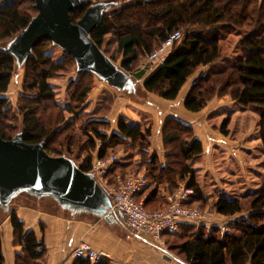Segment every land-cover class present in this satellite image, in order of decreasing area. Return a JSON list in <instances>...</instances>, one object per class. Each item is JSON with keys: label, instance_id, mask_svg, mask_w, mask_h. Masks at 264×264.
<instances>
[{"label": "trees", "instance_id": "obj_1", "mask_svg": "<svg viewBox=\"0 0 264 264\" xmlns=\"http://www.w3.org/2000/svg\"><path fill=\"white\" fill-rule=\"evenodd\" d=\"M78 1L81 4L69 11L73 24L82 18L92 4L91 0ZM123 7L111 15L101 14L89 36L102 49L110 28H115V48L121 56L120 65L125 72L132 70L141 53H150L168 34L183 30V38L177 45L178 40L174 42L161 65L146 77L144 70L134 75L136 79L144 77L141 86L145 92L164 100L176 99L198 67L207 66L221 57L220 36L224 37L233 29L250 26V31L240 37V54L235 63L198 77L192 82L182 103L187 111L199 112L214 98L227 96L234 103L253 108L259 116V139L264 147V0H139ZM125 10L128 12L123 14ZM36 13L33 0L0 3V41L25 29ZM137 15L147 19L145 27L134 23ZM201 30L212 33L211 38L199 36L198 31ZM50 46L51 42L45 39L31 48L24 63L23 92L13 114L9 113L10 107L4 94L15 70V60L10 52L0 46V138L10 140L19 132L24 143H43L45 153L54 157L66 151L84 150L86 156L79 164L83 171L92 169V153L96 152L97 158H104L108 150L129 140L138 145L141 159L138 165L146 169L147 176V184L135 196L136 200L144 195L142 204L146 209H163L167 199L162 191L172 194L178 182L185 180L186 186L193 189L194 194L183 205L203 208L202 192L187 164L203 151L193 127L176 118H169L163 123L161 135L166 154L165 163L162 164L157 154L149 156L151 123L142 125L120 117L116 131L108 134V120L97 116L107 113L106 109L102 111L98 108L94 112L98 114L91 117L78 113L77 109L91 90V79L83 85L80 79L74 84L70 92L73 104L65 109L74 114V118L61 126L63 110L54 100L55 94L48 79L66 70L73 59L66 53L61 58L51 59ZM82 75H87L88 79L92 76L87 71ZM110 100L106 98V101ZM228 122L227 116L218 127L223 135L228 133ZM129 166L118 159L109 175L124 173ZM246 205L250 211L248 220H241L232 232L222 234L219 225L194 227L182 224L177 231L163 234L172 238L166 242L167 248L188 264H264V186L248 199ZM243 206L240 199L216 197L213 208L217 222L221 223L224 218L240 213ZM8 220L12 228V244L20 246V252L14 256V264H46L43 226L40 228L42 238L37 239L34 232L25 230L15 212L9 213ZM0 264H5L1 233ZM72 264L90 262L76 258ZM98 264L112 262L104 259Z\"/></svg>", "mask_w": 264, "mask_h": 264}, {"label": "rangeland", "instance_id": "obj_2", "mask_svg": "<svg viewBox=\"0 0 264 264\" xmlns=\"http://www.w3.org/2000/svg\"><path fill=\"white\" fill-rule=\"evenodd\" d=\"M6 1L9 2L11 0H4L0 3ZM91 1V7L100 5L102 6V9L100 10L101 14L106 13L108 15H111L114 12L123 9V6H125L126 4H130L139 0ZM127 10H125L123 14L127 13L128 11H134V9H130L128 11ZM36 15L37 13L32 17V19L36 17ZM146 22H148L146 18L142 19L138 15L134 21V23H140L143 27H145ZM23 30L19 31L9 39L0 41V46L4 49L7 50L9 48L12 51L17 52L13 56L15 60V70L5 96L7 98L8 106L10 107V114H13V112H15L18 105V99L23 92L22 84L25 75L24 63L27 58L26 57L25 59H22V57L19 56V53L21 52V50L19 49V45L21 47L26 46L25 44L27 35H25V33H23L24 35L21 34ZM248 31H250V26H244L242 28L233 29L229 33H225L224 37L220 36L219 41L221 57L213 63L207 65L208 67L202 66L207 67V69H205L204 71L200 69L198 72L192 74L186 81V84L189 83V85L185 88V90L187 89L188 91L192 82L195 81L198 77L207 75L211 71L219 70L224 66L234 64L236 61V57L240 54V50L238 48L240 37H243ZM182 33L183 30H180V37L176 45L179 44L180 40L183 38ZM211 34L212 33L204 30L198 31V35L203 38H211ZM20 35L25 37L24 40L20 39ZM115 37V28H110V32L106 37L107 42L105 43V47L102 49L98 48V50L99 53H101L102 57L108 60L106 61V69L109 71L111 69L114 72L115 77H117L118 75L116 72L122 73L126 77V81L130 82V87L119 88L116 85L108 83L106 80H104L105 78L103 79L96 74V72H98L96 69H93L94 72L90 70H81L80 68H78L77 64L83 63V61L80 60L82 56L79 58L77 57L78 55H76V57L79 59L78 61L73 59L72 62H69L66 70L57 72L48 79V82L52 87V91L55 94L54 100L59 105L61 110H63L62 114L64 121L63 124H60L61 126L68 122V120L74 118V114L69 113L65 109L71 103L73 104L70 97V92H72L73 88L75 87L74 84L77 83L79 79L80 84L82 85L86 84L87 81L89 82L90 79L92 81L90 82L91 90L87 97L88 99H86L84 103L80 105L79 109H77L78 113L80 115H83L84 117H91L98 114H94V112L97 111L98 108L102 109V111H105L106 109V111H108L107 113H102V115L99 114L97 116H102L103 119L108 120V134H110L112 125H114V121L117 117H126L130 121L140 122L142 125L147 123H151V125H153L152 115L150 112H169L172 108H175L176 105H173L176 103L175 101L172 100L173 103L167 102L165 104H161V99L159 97H157L155 94L145 92L141 86L143 78L146 77L159 65H161L158 63H161L163 61L164 57L167 55V52L170 51V49L164 56L161 57V61L157 62H148V53H141L138 56L137 61L133 65L132 70L129 72H125L120 65L121 56L119 53H117L115 48ZM155 48H153V50ZM48 51L51 59L61 58L62 54L65 53L64 49L61 46H59L58 44H53L52 42L51 46L48 48ZM141 70L145 71L144 77L141 79H136L134 77L135 73ZM86 71L92 75L89 79L87 75L81 76V73ZM103 75L110 76V73L103 71ZM108 97L111 99L110 101H106V98ZM216 98L223 100L228 99L230 102V104L216 107L208 111V115H211L210 117H208L210 129L212 127H219L222 120L227 116L229 117V122L227 125L228 133L226 134L227 137L220 132L225 140H227L225 142V146L220 145V149H217L218 147H214L212 151L213 154L211 155V158L208 159L205 158V155L202 151L199 155L190 159L187 164L189 163L188 166L193 171L195 181L202 192V200H204L203 204H205L204 207H208L209 210L214 211L213 202L216 197L240 199L244 203L243 210L240 213L226 217L221 222L224 226H226L227 232H232L233 227L241 222V220H248L247 218L250 211L247 208L246 202L249 198H251V196H253V194H255L260 188L264 186V147L259 139V116L257 112L254 111V109L251 107H244L237 103H234L227 96ZM136 109H138V111ZM114 129L116 128L114 127ZM18 134L19 132H16L13 137ZM160 137L162 138L161 132L159 134V138ZM154 141H156L155 138ZM96 144L98 145L99 142L97 141ZM136 145L137 144L130 143V141L128 140L125 144L118 145L108 150V155H116L117 158H120V160H122L124 163L130 164L129 170L146 172V169L138 165V162H140L141 159L138 155L139 147L138 145ZM150 145L151 143L149 144V146ZM154 153L155 152L152 153L149 151V156ZM58 156H66L68 158H72V160L78 165L83 162L86 154L84 150H81L80 152L75 150L70 152H63L61 155H57V157ZM182 184H186L185 180L178 182L177 189ZM16 204H22L31 207L38 204L41 209L48 211L49 213L67 216H70V214H72L70 211L60 208L56 201L49 196L36 197L34 195H29L23 192L11 198L6 207H3L0 204V225H2L4 220L8 218L9 213ZM216 221H218L217 216ZM184 224L194 227L210 226L201 222ZM133 238L139 237L135 236ZM143 238H146V240H151V238L147 235L143 236ZM171 240L172 238L169 235L162 236L163 244L160 245V247L162 248V252L164 250L166 252L165 254L167 255H169V252H171V254H175L174 251L167 248L168 245L166 244V242H169Z\"/></svg>", "mask_w": 264, "mask_h": 264}, {"label": "water", "instance_id": "obj_3", "mask_svg": "<svg viewBox=\"0 0 264 264\" xmlns=\"http://www.w3.org/2000/svg\"><path fill=\"white\" fill-rule=\"evenodd\" d=\"M37 15L21 34L25 33L26 46H20L19 56L25 59L31 48L41 40H50L61 46L72 59L79 60L81 70L96 69L97 75L119 88H129L130 82L122 73L106 69V58L89 34L101 17L102 6L87 9L82 18L71 23L69 11L81 4L78 0H33ZM24 35V34H23ZM21 40L25 37L19 36ZM12 56L16 51L7 49ZM76 55H78L76 57ZM103 71L110 73L104 76ZM36 197L49 196L60 208L71 213L90 212L108 219L111 204L91 174L79 170L66 156H49L43 143L26 144L20 134L10 140L0 138V204L6 207L11 198L20 193ZM109 212L106 213V210Z\"/></svg>", "mask_w": 264, "mask_h": 264}, {"label": "crops", "instance_id": "obj_4", "mask_svg": "<svg viewBox=\"0 0 264 264\" xmlns=\"http://www.w3.org/2000/svg\"><path fill=\"white\" fill-rule=\"evenodd\" d=\"M207 67H198L195 73L200 69L204 71ZM188 85L189 83L186 84L185 82L178 96L173 100L176 102L173 104L176 105L175 108L171 109L170 107L171 110L169 112H150L153 125L149 137L151 145L148 150L152 153L155 152L162 164L165 163L166 151L162 147V138H159V134L163 123L169 118H176L193 127L194 134L201 141L203 154L207 159L211 158L214 147L220 149V145L225 146V142L227 141L220 133L218 127L210 129L208 117L211 115H208V111L230 104L229 100L214 98L203 110L189 112L183 107L182 103L187 91L185 88ZM6 93L4 96H6ZM173 101L161 99L160 103H173ZM136 110L138 111V109ZM117 120L118 117L114 121L111 131H116L114 127L116 128ZM154 138L156 141H154ZM92 155L95 158L96 152L92 153ZM69 159L72 160V158ZM75 165L79 168V164L75 163ZM79 170L92 175L103 194L107 196L109 204H111L109 192L98 184L92 173V169L90 171H83L79 168ZM115 175H109L111 184L114 183ZM162 195L167 198L169 194H165L162 191ZM141 198L143 200L144 195ZM11 211L15 212L23 222L25 230L34 232L37 239L42 238L40 228L41 225L43 226L44 240L47 248L46 264H72L74 258L71 253L81 243H87L92 248L107 253L112 264H188L177 255L171 254V252L168 253L169 255L165 254L164 250L162 252L160 245L158 246L153 240H146V238H143L145 235L137 236L141 239L133 238L135 236L130 233L121 214L112 209L110 210L111 213L108 219L85 211L72 213L70 216L53 214L41 209L38 204L33 207L16 204ZM107 212H109V209L106 210ZM0 233L4 263L14 264V256L20 252V246L12 244V228L8 218L0 225Z\"/></svg>", "mask_w": 264, "mask_h": 264}, {"label": "built area", "instance_id": "obj_5", "mask_svg": "<svg viewBox=\"0 0 264 264\" xmlns=\"http://www.w3.org/2000/svg\"><path fill=\"white\" fill-rule=\"evenodd\" d=\"M180 37L179 31H174L147 55L148 62L161 61V57L173 46ZM162 63V62H161ZM158 63V64H161ZM118 160L116 155L104 158L95 157L92 161V173L98 184L106 189L111 196V209L121 214L130 233L134 236L147 235L158 245H162L165 232H174L184 223H203L219 225L221 233L227 232L226 226L216 221L217 214L208 207H188L183 203L193 194V189L182 184L172 194L167 196V205L163 209L148 210L142 204V198L135 196L146 186L147 176L143 171L126 170L114 177V183L109 181V172ZM74 259H87L90 264H98L104 259H110L103 251L92 248L87 243L78 244L72 251Z\"/></svg>", "mask_w": 264, "mask_h": 264}, {"label": "bare ground", "instance_id": "obj_6", "mask_svg": "<svg viewBox=\"0 0 264 264\" xmlns=\"http://www.w3.org/2000/svg\"><path fill=\"white\" fill-rule=\"evenodd\" d=\"M120 159V158H119Z\"/></svg>", "mask_w": 264, "mask_h": 264}]
</instances>
